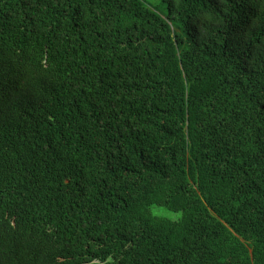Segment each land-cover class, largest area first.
<instances>
[{"label": "trees", "instance_id": "16d2710c", "mask_svg": "<svg viewBox=\"0 0 264 264\" xmlns=\"http://www.w3.org/2000/svg\"><path fill=\"white\" fill-rule=\"evenodd\" d=\"M0 264H264V0H0Z\"/></svg>", "mask_w": 264, "mask_h": 264}, {"label": "rangeland", "instance_id": "374dc122", "mask_svg": "<svg viewBox=\"0 0 264 264\" xmlns=\"http://www.w3.org/2000/svg\"><path fill=\"white\" fill-rule=\"evenodd\" d=\"M153 2H157L158 0H151ZM150 210L158 215L177 220L178 218L181 217V211H172L164 206L160 205H152L150 207Z\"/></svg>", "mask_w": 264, "mask_h": 264}]
</instances>
